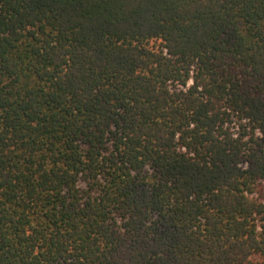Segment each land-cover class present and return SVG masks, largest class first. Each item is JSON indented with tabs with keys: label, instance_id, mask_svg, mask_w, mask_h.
I'll list each match as a JSON object with an SVG mask.
<instances>
[{
	"label": "trees",
	"instance_id": "16d2710c",
	"mask_svg": "<svg viewBox=\"0 0 264 264\" xmlns=\"http://www.w3.org/2000/svg\"><path fill=\"white\" fill-rule=\"evenodd\" d=\"M0 264H264V0H0Z\"/></svg>",
	"mask_w": 264,
	"mask_h": 264
}]
</instances>
